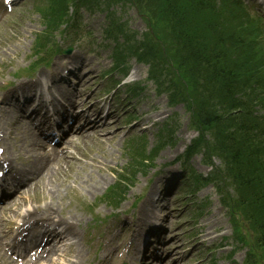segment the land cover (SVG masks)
Masks as SVG:
<instances>
[{
	"label": "trees",
	"instance_id": "1",
	"mask_svg": "<svg viewBox=\"0 0 264 264\" xmlns=\"http://www.w3.org/2000/svg\"><path fill=\"white\" fill-rule=\"evenodd\" d=\"M163 1L166 4H159L158 11L166 24L173 25L168 41L195 89L199 123L211 129L212 146L219 149L233 167L237 181L245 186L243 189L261 212L264 229V190L258 187L263 182L264 160L245 126L246 120L237 117H248L254 112L264 87L263 64L253 54L252 42L245 36L230 34L231 28L224 22L216 20L210 24L213 43L194 35L195 23L185 22L188 6L182 9L184 18L179 6L185 1L199 10L208 6L213 11L214 7L204 0Z\"/></svg>",
	"mask_w": 264,
	"mask_h": 264
},
{
	"label": "rangeland",
	"instance_id": "2",
	"mask_svg": "<svg viewBox=\"0 0 264 264\" xmlns=\"http://www.w3.org/2000/svg\"><path fill=\"white\" fill-rule=\"evenodd\" d=\"M96 16H92L100 24V27H104V22H111L112 25L116 24L119 20L128 24V30L135 33L139 39H144L149 43V46L152 49L158 52L159 57L164 63L163 70L168 75H176L178 77L177 86L184 89V95L182 94L180 98L186 96L189 92L191 84L189 80L180 76L178 71L173 68L175 61V55L172 46L170 45L168 39L172 31V24L165 23L164 17L158 11L159 4L161 6L166 4L163 0H87ZM176 1V0H174ZM249 5H254L255 0H246ZM164 2V3H163ZM174 2H172L173 4ZM204 3L210 6H213V11L210 10L208 6H203L202 9H198L196 5L189 4L185 1L181 2L179 6V11L183 8H187L188 12L185 22L195 23L194 35L206 42H212L213 35H210V24L214 21H220L226 23L230 26V34L245 36L249 42H253L254 36L257 34L256 29L249 24L248 18L244 15L241 9L232 5L229 1L216 0L214 3L208 0H204ZM213 3V4H212ZM37 5V1L26 0L20 4L18 14L16 15L17 19L27 17L26 22L28 30L24 32L23 38L27 37V34L33 29L36 33L44 30L43 19L40 15L33 13L32 9ZM244 9V8H243ZM179 17V15H178ZM182 17L184 18L183 11ZM189 25V24H188ZM23 33V32H22ZM256 41L260 42L259 37H256ZM213 43V42H212ZM143 46V44L141 45ZM144 47V46H143ZM264 51V45L260 46L259 56ZM134 61V60H133ZM167 64L172 67L170 70L167 67ZM109 65V61L105 62L104 67L106 68ZM5 65L0 63V73L5 71ZM148 68L146 66L140 67V72L143 77L146 76ZM167 80V77H165ZM260 102H264V87L259 94ZM148 98L151 101L149 105H140L143 109L151 110V104L157 105V103L166 106L165 110H162V113L157 118H166L174 117L177 115V118L180 121V127L177 130L171 132L172 139L175 141L174 145H170L164 151L159 153L158 161H161V164L170 163L176 160L178 157L184 154L185 148L189 145L190 141L193 140L198 133L190 128V117L192 115L191 110H193V103L191 98L186 99L184 103H179L176 106L170 107L168 96L155 95L151 91L148 92ZM161 109V106L159 107ZM186 108L189 110L187 112ZM156 117V113H153ZM151 116V115H150ZM168 118L164 119L167 120ZM163 120V121H164ZM175 121V120H174ZM157 134V129L153 131V134H149L148 138L153 139ZM18 138V150L24 154L23 149L25 146L22 143H19ZM190 141L188 142V140ZM216 164H220L219 160L215 159ZM192 165H196L198 172H208V168L202 163V156H197L193 158L191 162ZM258 187H262L264 190V182H262ZM219 211V209L217 210Z\"/></svg>",
	"mask_w": 264,
	"mask_h": 264
},
{
	"label": "bare ground",
	"instance_id": "3",
	"mask_svg": "<svg viewBox=\"0 0 264 264\" xmlns=\"http://www.w3.org/2000/svg\"><path fill=\"white\" fill-rule=\"evenodd\" d=\"M21 32H22V28H19L17 30V36H19ZM3 51L6 55L12 52L11 48H8L5 50L3 49ZM1 102L7 104V99L4 98ZM0 113L2 114L3 121L4 122L7 121L9 118L7 111L1 110ZM93 122H96V120L93 119ZM26 138L27 140L34 142L35 145L33 146V144H31V146H33V149L28 150L27 152L28 162L23 165V167L19 170V172L25 178L31 177L33 179H36L39 177L41 181L45 183L46 189L50 187V190L47 191L48 193L46 192V195L48 194L53 200L54 194H55L53 185H54V180H56L58 177V174L52 170L47 157L37 152V149L40 146L41 142L38 139H36L33 135H31L30 133L26 134ZM93 162L96 164H99L98 161H93ZM8 171L14 173L16 169L15 170L8 169ZM26 183H27V179H23L21 182H17V179H16V182H15L17 186H23ZM3 188H5V186H3ZM43 200H45V196L42 194L41 191L35 192V194L32 197V201L34 203H38ZM156 202L157 200H153V204H155ZM58 210H59L58 207L53 202L50 205H48L45 209V211L50 212L51 214H56ZM2 211H4V208H2ZM69 222L71 223L72 227L75 225L72 219H69ZM45 227H46L45 222L35 225L36 230L33 231V234L37 236V238L43 237L42 235H45L44 231L46 230L47 231L46 237L51 238L54 232L52 229V226L49 225L46 229ZM72 227L67 226L61 232L57 233L56 237L54 238L55 240L54 248L55 249L60 250L63 246L72 248L75 244L78 243V237H72V242L69 243V234L72 231ZM80 256H81V253L80 251H78L77 256L75 258L77 263L80 262L81 260Z\"/></svg>",
	"mask_w": 264,
	"mask_h": 264
}]
</instances>
